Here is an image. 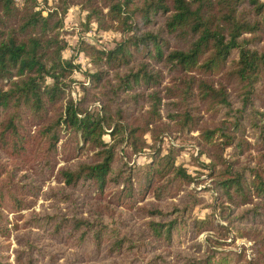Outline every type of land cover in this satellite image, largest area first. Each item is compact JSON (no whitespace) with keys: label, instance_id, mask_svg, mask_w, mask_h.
I'll list each match as a JSON object with an SVG mask.
<instances>
[{"label":"trees","instance_id":"trees-1","mask_svg":"<svg viewBox=\"0 0 264 264\" xmlns=\"http://www.w3.org/2000/svg\"><path fill=\"white\" fill-rule=\"evenodd\" d=\"M73 1L87 8L88 17L101 28L123 34L109 48L80 45L93 70L87 71L89 84L82 85L77 100L68 91L75 64L62 57L65 41L59 37L62 13ZM55 4L44 14L36 0H24L22 6L15 0H0V151L21 155L33 146L45 159L43 172L49 170L47 157L65 133L71 149L90 154L73 166L60 167L61 183L44 190L65 208L31 213L22 225L34 224L75 245L91 242L96 251L108 253L147 250L153 244L148 236L170 243L190 226L193 233L196 226H208L206 217L187 223L189 207L198 198L186 188L195 176L176 161L179 147L162 153L160 145L152 144L150 159L137 167L122 156L126 146L133 152L145 148L147 131L156 142L168 128L176 134L199 128L195 139L199 153L210 160L214 199L221 204L220 212L226 210L224 217L234 236L252 240L253 255L246 259L243 252L217 250L209 243L200 256L179 255L175 264L263 263L264 0H56ZM94 100L100 101L98 108L89 107ZM201 105L218 114L212 125H200ZM49 106L54 110L51 115ZM29 119L39 122L33 133L25 129ZM2 168L0 235L4 236L20 226L4 207L12 204L15 210L22 205L15 188L27 185L38 194L41 185L27 174L16 175L5 185L9 175H1ZM134 175L139 195L152 190L155 200L134 204ZM110 183L116 187L111 194L115 207L104 200ZM178 189L189 199L165 208L159 201ZM129 196L132 202H124ZM122 205H133L126 219L143 216L141 232L122 230L124 222L106 213ZM25 244L15 249L14 264H35L31 252L38 247L30 240ZM171 263L161 253L146 261ZM0 264H7L2 252Z\"/></svg>","mask_w":264,"mask_h":264},{"label":"rangeland","instance_id":"rangeland-1","mask_svg":"<svg viewBox=\"0 0 264 264\" xmlns=\"http://www.w3.org/2000/svg\"><path fill=\"white\" fill-rule=\"evenodd\" d=\"M19 6H22L24 0H15ZM37 8L42 9L45 14L50 8L56 6V0H36ZM119 30L113 28L104 29L98 25L94 17H88V9L82 6L79 2H70L64 12L62 13V22L59 27V37L65 41V46L61 49V55L64 58L71 59L75 64V68L71 74V81L69 82L68 91L73 99L77 100L82 95V85L89 84L87 71L93 70V65L90 57L80 45L82 43H89L97 47L109 48L112 47L116 41L122 37ZM217 77V76H215ZM49 80V78H47ZM165 82L170 83V77H166ZM232 87V86H230ZM100 101L94 100L89 103L90 108H98ZM54 113L52 106L48 107V115ZM199 113L202 117L200 125H212L218 117L217 113H210L201 105ZM39 125L38 121L26 120L25 129L29 132H34ZM169 132L160 133L159 139L152 140L149 131L143 134L144 140L147 142L143 149L134 151L126 146L123 150V159L128 164L137 167L146 163L150 159V153L153 151L152 144L160 145L161 152L165 153L169 148L179 147L176 154V161L183 163L187 169L195 176V179L186 186L187 189L195 193L198 202L193 203L188 210L191 219L187 223H191L194 218L206 217L209 219V225L203 227L196 226L195 232L188 228V231H182L175 234L173 241L170 243L152 240L148 236L147 239L153 243L147 250H132L130 252L108 253L104 250L96 251L91 242H85L80 245H75L72 242L62 241L56 237H52L46 233L42 228L36 227L26 223L22 225L24 218L30 217L31 213L41 214L49 212L56 206L65 208V204L61 201H56L44 190L49 186H55L61 183L58 177V170L60 167L73 166L78 160L88 158L90 150L83 149L80 152H75L71 149V141L67 139L65 133L61 134L56 142L55 150L50 152L47 160L49 161V170H40V166L45 159L41 158L40 150L30 146L32 151H25L21 155H12L4 150L0 151V166H3L1 175H9L3 183H11L15 181L16 175L27 174L34 177L41 185V190L38 194H33L32 191L27 190V185L22 187V190L15 188L16 195L22 197V205L14 210L12 204H6L5 211L13 219L20 223V226L10 231L8 235H0V252L5 255L7 264H14L15 249L26 247L28 240L32 241L38 249L32 250L35 264H146L155 253H161L166 258L175 264V260L180 255H196L200 256L210 243L211 247L217 250H237L244 253V257L253 255L252 240L247 237H235L232 224L228 223V219L224 217L226 210L220 212L221 204L215 201L212 189L211 178L208 175L207 164L209 157L205 153H199L198 144L195 136L199 132L198 129H193L188 133L176 134L173 128H168ZM175 132V133H174ZM108 138V134H105ZM73 142V141H72ZM123 145V143L121 144ZM35 150V151H34ZM43 157V155H42ZM138 175H134L133 186L135 188L134 204H144L155 200L152 190H149L142 197L139 195ZM121 187V186H120ZM113 183L108 184L106 191L107 195L104 200L108 202L109 206L115 207V196L111 195L116 192ZM113 189V190H112ZM78 192L83 193L82 188ZM185 191L178 189L176 193L166 196L159 202L167 208L171 202L182 203L188 200L189 196L184 194ZM142 197V198H141ZM130 196L125 198L124 202H129ZM132 202V199L129 203ZM90 203L87 202V205ZM87 205L82 203L81 209L84 214H88ZM133 206V205H132ZM128 205L118 206L115 211H106L111 213L109 217L113 219H120L124 222L121 229L130 233L137 234L143 229V216L132 214V209ZM103 208V206H102ZM122 221H120L122 223ZM222 225V226H221ZM216 257V256H215ZM262 256L260 259H263ZM259 259V260H260ZM258 264H264L260 262Z\"/></svg>","mask_w":264,"mask_h":264}]
</instances>
